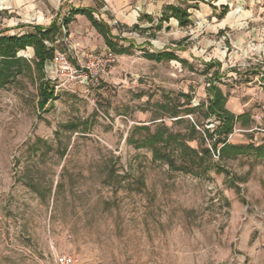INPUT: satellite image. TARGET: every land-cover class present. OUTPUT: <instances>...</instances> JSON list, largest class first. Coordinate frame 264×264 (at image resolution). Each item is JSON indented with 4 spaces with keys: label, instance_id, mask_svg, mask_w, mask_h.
Segmentation results:
<instances>
[{
    "label": "rangeland",
    "instance_id": "rangeland-1",
    "mask_svg": "<svg viewBox=\"0 0 264 264\" xmlns=\"http://www.w3.org/2000/svg\"><path fill=\"white\" fill-rule=\"evenodd\" d=\"M166 4L188 7L191 23L157 29ZM87 7L126 51L86 78L89 58L110 48L86 16L68 32L63 24ZM55 20V55L66 53L76 76L52 59L42 78L28 47L18 55L32 69L0 87V264H51L56 252L78 264H264V158L221 157L219 144L207 170L183 171L137 145L163 130L212 148L210 81L232 112L252 117L228 141L264 143V0H0V32ZM163 50L185 61L145 56ZM45 80L56 91L40 109Z\"/></svg>",
    "mask_w": 264,
    "mask_h": 264
},
{
    "label": "trees",
    "instance_id": "trees-1",
    "mask_svg": "<svg viewBox=\"0 0 264 264\" xmlns=\"http://www.w3.org/2000/svg\"><path fill=\"white\" fill-rule=\"evenodd\" d=\"M188 9V7L179 4H166L157 20L156 28L161 29L163 23L169 21L170 18H175L181 26H188L191 23V14ZM227 11L228 7L224 5L220 13V18H223ZM76 14H84L88 17L92 25L104 36L105 43L112 51L118 54L126 51L124 45H119L113 40L109 23L102 19H97L94 16L92 8H78L74 12H71L69 16L64 17L63 26L67 28V32L69 24ZM145 17L151 23L154 21L151 15ZM135 27L142 30L139 25ZM59 35H62V27L56 20L47 27L35 25L33 31H27L23 34H6L0 32V87L15 80L24 71L25 67L32 69L31 63L25 57L18 55L20 51L28 47L34 49L35 59L33 65L35 70L40 71L42 78H44L46 64L55 57L57 50L56 42L59 40ZM145 56L157 61L164 59L185 61V59L180 58L170 50L146 52ZM55 91V86L49 80L41 81L40 109L45 108L49 100L54 97ZM208 93H210V98L207 103V112L210 115H215L219 121L218 126L213 131L210 128L203 130L206 136L214 138L211 144L212 148L206 147L201 151L197 150L185 141H182L179 134L166 133L163 130H157L152 134H148L143 140L138 141L137 145L153 147V156L155 159H164L169 163L171 168L183 171L197 172L207 170L210 167L209 161L212 160V151L216 153L219 144H222L219 149V156L221 157L229 156L236 158L239 155L245 154L253 155L256 158H264V143L250 142L248 144H233L228 141V136L234 131L236 123L241 122L243 125L249 124L252 121L251 115L248 112L239 114L232 112L227 107L228 94L215 81H210ZM187 110L192 111L193 108L189 106ZM181 119L183 118H178V120ZM196 132V125L192 124L191 133ZM171 147L181 151L182 164H178L172 156ZM217 169L220 170L221 168L218 167Z\"/></svg>",
    "mask_w": 264,
    "mask_h": 264
},
{
    "label": "built area",
    "instance_id": "built-area-1",
    "mask_svg": "<svg viewBox=\"0 0 264 264\" xmlns=\"http://www.w3.org/2000/svg\"><path fill=\"white\" fill-rule=\"evenodd\" d=\"M105 56V57H104ZM115 52L111 49H107L103 56H91L87 62V73L85 74L86 78L90 75L91 77L96 76L101 71H104V67L107 61L114 59ZM53 62L59 64L62 68L70 70L72 76L75 77L76 73H78V69L75 65H73L66 53L58 52L53 58ZM97 64V65H95ZM96 68L94 69L93 67ZM51 264H78V260L76 256L69 252H56L53 255V259Z\"/></svg>",
    "mask_w": 264,
    "mask_h": 264
},
{
    "label": "crops",
    "instance_id": "crops-1",
    "mask_svg": "<svg viewBox=\"0 0 264 264\" xmlns=\"http://www.w3.org/2000/svg\"><path fill=\"white\" fill-rule=\"evenodd\" d=\"M87 8H92V7H87ZM93 9V8H92ZM93 13H94V16H95V10L93 9ZM76 15H78V14H76ZM81 15H83V16H86V15H84V14H81ZM97 19H102V18H98L97 16H95ZM86 18L88 19V17L86 16ZM89 20V19H88ZM102 20H104V19H102ZM90 21V20H89ZM105 21V20H104ZM91 22V21H90ZM107 22V21H106ZM108 23V22H107ZM92 24V23H91ZM110 25V24H109ZM95 29H96V27L94 26V25H92ZM96 31L98 32V30L96 29ZM5 33H7V32H5ZM99 33V32H98ZM8 34V33H7ZM102 37H103V39H104V41H105V38H104V36L101 34V33H99ZM111 34L113 35V40L114 41H116L117 39H118V35L116 34V33H114V31H113V29H112V27H111ZM117 42V41H116Z\"/></svg>",
    "mask_w": 264,
    "mask_h": 264
}]
</instances>
